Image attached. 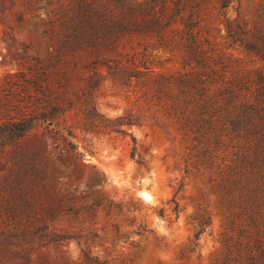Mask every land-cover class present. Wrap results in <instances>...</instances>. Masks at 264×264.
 <instances>
[{"label": "trees", "instance_id": "obj_1", "mask_svg": "<svg viewBox=\"0 0 264 264\" xmlns=\"http://www.w3.org/2000/svg\"><path fill=\"white\" fill-rule=\"evenodd\" d=\"M238 1L45 0L50 11L40 26L51 51L35 59V68L45 74L63 65L62 80L40 89L32 102L26 83H38L20 72L19 102L0 123L15 144L0 145V155L10 156L2 169L11 177L0 184V264H77L59 248L64 241L100 240L108 227L120 235L118 216L134 224L127 214L136 206L128 209L101 191L78 197L70 190L94 167L74 140L77 130L130 135L129 157L145 165L128 130L139 121L99 108L104 69L122 85L139 87L152 124L179 137L181 152L168 169L205 180L219 195L224 251L215 264H264V26L252 29L241 15L233 17L230 8ZM167 63L172 67L162 69ZM68 70L75 73L73 85L66 83ZM36 129L63 145H17ZM182 186L172 200L175 212ZM86 197L92 201L78 203ZM59 218L81 228L60 232L54 226ZM99 223L105 235L92 228ZM210 224L209 216L200 217L196 240ZM154 239L162 248L161 238ZM139 258L134 250L127 264ZM84 264L108 262L85 254Z\"/></svg>", "mask_w": 264, "mask_h": 264}, {"label": "rangeland", "instance_id": "obj_2", "mask_svg": "<svg viewBox=\"0 0 264 264\" xmlns=\"http://www.w3.org/2000/svg\"><path fill=\"white\" fill-rule=\"evenodd\" d=\"M264 0H239L230 8L233 17L241 15L252 29L264 26L262 7ZM47 2L45 0H0V123L5 115L13 113L14 106L19 102L23 79L20 72L30 81L38 85L26 83L27 94L41 97L38 91L42 88H56L62 80V67L43 70L36 69V58H45L51 51L43 36L40 24L48 19ZM172 67L167 63L162 69ZM67 84L75 83V73L68 70ZM106 79L97 91V101L100 110L109 117L131 114L139 121L129 132L137 138L138 154L144 164L129 157L133 145L130 135L121 133H92L85 135L77 130L74 140L82 147L86 163L94 167L87 168V174L75 185L72 192L80 197L87 196L93 190L101 191L118 202L128 205L134 212L127 218H134L130 225L122 216L117 221L122 224L120 235L106 228V236L93 241L85 238L81 243L75 240L64 241L59 248L77 264H84L85 254L100 256L108 264H127L128 254L139 251V264H215L223 255L221 241L224 228V216L219 195L211 184L205 180L186 176L183 171L168 169L174 165L176 157L181 152L179 137L171 129L167 134L162 128L152 124V111L144 101L140 88L122 85L104 69ZM69 79V80H68ZM37 88V90H36ZM10 133L0 131V145H15ZM49 139V143H44ZM44 129H36L20 139L17 145H63L61 141L52 142ZM9 154L0 155V184L9 183L10 172L2 165L9 160ZM183 176H185L183 178ZM182 190L176 198L180 209L173 211L175 193L180 185ZM64 186H68L64 184ZM7 195V193H4ZM91 202V197L81 199L78 203ZM5 207V205H4ZM165 210L163 216L160 212ZM206 214L211 218V224L201 234L198 240L195 233L199 229L198 220ZM109 221H114V218ZM54 226L60 232L74 234L81 225L73 220L59 218ZM102 235V223L92 227ZM140 228L142 234H136ZM154 236L161 238L162 248L156 247ZM114 239V241H113ZM197 244V246H196ZM190 252L189 250L193 249ZM187 249L188 258H180L182 250Z\"/></svg>", "mask_w": 264, "mask_h": 264}]
</instances>
